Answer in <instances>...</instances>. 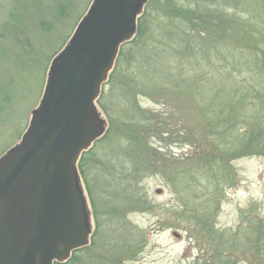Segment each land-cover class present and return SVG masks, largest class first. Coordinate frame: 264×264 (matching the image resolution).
<instances>
[{
	"label": "rangeland",
	"instance_id": "rangeland-1",
	"mask_svg": "<svg viewBox=\"0 0 264 264\" xmlns=\"http://www.w3.org/2000/svg\"><path fill=\"white\" fill-rule=\"evenodd\" d=\"M92 1L0 0V156L21 142L33 111L42 98L52 60L68 42ZM176 1L178 5L191 9L198 4V0ZM257 1L236 0L237 5L220 2L210 7L211 21L222 20L223 28L227 27L229 30L221 38L231 42L229 38L232 36L242 37L246 48L258 45L259 39L247 36V29L249 26L252 28V25L264 33V7H260ZM150 4L152 27L157 24L160 27L162 24L179 28L178 20L172 21L167 16H170L168 10L162 9V5L156 0H148L141 12ZM154 29L155 35L161 33L160 30L156 31V27ZM151 34L153 33L148 37L156 44L154 47L163 44L157 43L161 37L155 36L152 39ZM255 34L262 36L257 32ZM151 49L153 47L149 46L148 52ZM238 52L240 53L239 50ZM168 53L172 62H177L175 53L171 50ZM196 56L201 66L193 61L194 64L183 71L186 74L183 77L195 72L215 74L214 68H205L198 53ZM247 57L253 66L258 61L254 54H247ZM171 66L173 72L177 73L172 63ZM115 67L116 64L113 69ZM241 69H237L235 74L240 84L249 75L245 68L242 72ZM226 70L229 69H224ZM135 71L138 72L137 69ZM179 77L175 79L178 80ZM114 79L123 85L127 77L125 73L115 72ZM227 79L231 80L230 77ZM152 80L153 77L148 81L151 83ZM166 80L167 84L177 85L168 79L157 83H165ZM230 84L232 86L238 82ZM127 85L130 90L136 91L134 95L137 98L134 101L141 109L149 110L156 117L160 116L164 122L162 130L170 132L152 139L163 153V158L157 161L156 166L151 167L152 172L145 171L147 173L143 172L145 175L136 180L126 179V182L132 183L130 190L125 187L126 191L129 190L126 193H122L123 187L119 186V179L115 181L117 187H110V190L119 194L105 195L103 198L97 188L96 205L93 204L81 176L90 216L91 238L88 246L75 252L72 260L66 264H207L208 258L213 259V262L215 260L216 264H222L221 261L226 264H264V245L255 243L256 239H262L264 235V150L232 160L229 172L234 181L224 185L221 197L216 199V195L211 194L213 189L210 194L199 189L202 197L195 203L201 205V208L186 206L181 194L183 183H178V178L182 171L192 165L189 160L181 162L183 155L189 154L194 148L182 143V132L186 125L190 124L191 127L192 123L201 121L199 109L194 107L193 98L186 95L183 97L177 92L157 95L159 90L152 88L135 90L129 79ZM135 86L141 87L140 82L135 83ZM97 108L106 122L104 134L108 130L115 131L119 136L114 143L118 142V146L124 144L123 138L130 135L133 128L128 130L127 127H122L121 119L124 117L113 119L114 123L111 124L98 102ZM120 115L118 111L116 116ZM165 156L180 160L168 163ZM145 157L146 154H141L139 161ZM128 159L137 160L136 153L130 154ZM151 160L153 162L156 158L152 157ZM194 165L199 167L203 163L195 161L192 166ZM130 192H139L143 200L131 202ZM208 204H211L210 209ZM185 208L190 209L188 213H195L194 219L186 218L188 214L185 213ZM205 211L210 212V219L200 214ZM197 215L203 217V227L202 219L196 220ZM206 224L212 226L211 231L206 229ZM224 236H229L228 245ZM253 243L255 245H251Z\"/></svg>",
	"mask_w": 264,
	"mask_h": 264
},
{
	"label": "trees",
	"instance_id": "trees-1",
	"mask_svg": "<svg viewBox=\"0 0 264 264\" xmlns=\"http://www.w3.org/2000/svg\"><path fill=\"white\" fill-rule=\"evenodd\" d=\"M156 2L162 5V9L168 10L170 16H167L172 21L178 20L179 28L174 25L164 26L162 24L159 27L158 24H155L156 31H161L155 35V27H152L151 22L152 12H149V9L152 10L151 3L138 19L135 36L120 48L115 63L116 67L103 86L98 105L111 124L114 123L113 119L119 120L124 117L121 119L123 120L122 127L125 126L128 130L132 127L133 130H130V135L123 138L124 144L119 146L116 144L118 142L114 143L119 135L115 131L108 130L94 143L92 148L83 152L78 164L79 171L94 205H96L97 188L103 198L105 195L119 194L115 190H110V187H117L115 181L119 179V186L123 187L122 193H126L132 187V183L126 182V179L136 180L143 176V172H152L151 167L156 166L157 161L163 158V153L160 152L152 139L170 133L162 130L164 122L160 116L156 117L149 110L141 109V106L134 101L137 98L134 95L136 91L128 88V79L135 90L140 88L143 91L152 88L159 90L157 95L166 92L172 94L177 92L183 97L186 95L193 98L194 107L199 109L201 121L192 123L191 127L190 124L186 125L185 131L182 132V143L190 145L194 149L189 154L183 155L181 162L189 160L192 165L195 161L203 163L199 167L191 165L179 175L178 183H183L181 194L186 206L201 208V205L195 203L202 197L199 189L206 190L207 194H210L213 189L211 194L216 195V199L221 197L224 193V185L229 181H234V177L229 172L232 160L264 150V33H261L262 31L254 25L252 28L248 25L247 36L251 39L254 37L259 39L258 45L253 48L248 47L249 49L243 46L245 40L242 37L232 36L229 38L232 40L231 42L221 38L229 30L227 27L223 28L222 20H217L219 24L214 20L211 21L212 12L209 9L220 2L237 5L236 0H198V4L192 9L178 5L176 0H165L164 3L161 0H156ZM257 4L263 8L264 0H258ZM256 32L262 36L259 37L255 34ZM150 33H153L151 34L152 39L155 36L161 37L157 43L163 42V44L154 47L156 44L148 37ZM148 45L153 47L150 52H148ZM169 50L175 53L174 56L179 61L172 62ZM196 53L199 54L202 65L205 68H214L215 74L195 72L188 73V77H183L186 75L183 74V71L190 68L189 66L194 64L193 61L198 62L196 64L201 66ZM247 54L256 56L258 61L254 66ZM171 63L177 69V73L173 72ZM227 68L229 70L224 71ZM241 68H245L249 75L245 76V82L242 81L243 83L240 84V80L235 78L237 76L235 74L237 69L240 71ZM115 72L126 74L127 79L123 85L115 81ZM151 77L156 82L152 80L150 83L148 80ZM177 77H179L178 80L175 79ZM227 77H230L231 80H228ZM165 79L177 85L167 84V80L165 83H157L159 80ZM137 82H140L141 87L135 86ZM237 82L236 85L232 84L231 86L230 84ZM118 111L120 116H116ZM178 120L177 122L180 123ZM255 123L259 125H255ZM135 153L137 160L130 161L128 156ZM141 154H146L147 158L139 161ZM152 157L156 158L153 162ZM165 157H167L168 163L180 160L174 157ZM125 187H128L129 190L126 191ZM130 194L131 202L143 200L139 192H133V194L130 192ZM207 207L210 209L211 204H208ZM186 208L184 209L188 214L186 218L194 219L195 213H188L190 209ZM200 214L211 218L209 211ZM201 215H197L196 220L202 219L201 226L203 227ZM205 227L209 228V231L212 229L210 224H206ZM226 238L228 245L229 236L223 237V239ZM255 243L264 245V235L262 239L261 237L256 239ZM249 244L247 243V245ZM223 249L221 250L223 251Z\"/></svg>",
	"mask_w": 264,
	"mask_h": 264
},
{
	"label": "water",
	"instance_id": "water-1",
	"mask_svg": "<svg viewBox=\"0 0 264 264\" xmlns=\"http://www.w3.org/2000/svg\"><path fill=\"white\" fill-rule=\"evenodd\" d=\"M146 1L94 0L53 60L30 127L1 167L0 264H54L89 243L77 164L105 132L96 101Z\"/></svg>",
	"mask_w": 264,
	"mask_h": 264
},
{
	"label": "flooded vegetation",
	"instance_id": "flooded-vegetation-1",
	"mask_svg": "<svg viewBox=\"0 0 264 264\" xmlns=\"http://www.w3.org/2000/svg\"><path fill=\"white\" fill-rule=\"evenodd\" d=\"M49 72H50V71H49ZM49 72H48V74H47V76H46L47 79H46L45 89H44V92H43V95H42V98H41V100H40V103H39L38 107L40 106L41 101H42V99H43V97H44V95H45L46 87H47V85H48V81H49ZM31 121H32V120H31ZM31 121H30V123H29V126H28L26 132L22 135V139H21V142H20L19 144L22 143V141H23V139H24V136H25V134L27 133L29 127H30ZM19 144H17L16 147L11 148V149L8 150L5 154H3L2 156H0V175L2 174V168H1V167L4 166V167H3V170H5V167L7 166V164L11 162V153H12V152H13V151L19 146ZM8 160H9V161H8ZM7 161H8V162H7ZM5 162H7V163H5ZM11 163H12V162H11ZM84 193H85V189H84ZM90 234H91V233H90ZM90 238H91V237H89V239H90ZM89 243H90V242H89ZM87 246H88V245H84V246H82V247H79V248L74 249V250L70 253V256H69L66 260H63V261H58V260H56V261H54V264H66V262H69V261L72 260V255H73L75 252L80 251V250H84ZM75 261H78V260H75ZM206 261L209 262V263L212 262V264H216V263H215V260H214V262H213V259H209V258H208V259H206ZM209 263H207V264H209ZM222 264H226V263L222 262Z\"/></svg>",
	"mask_w": 264,
	"mask_h": 264
}]
</instances>
